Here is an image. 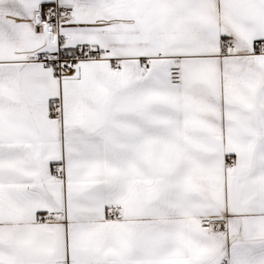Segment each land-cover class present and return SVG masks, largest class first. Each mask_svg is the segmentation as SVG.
Listing matches in <instances>:
<instances>
[{
  "label": "snow or ice",
  "instance_id": "1",
  "mask_svg": "<svg viewBox=\"0 0 264 264\" xmlns=\"http://www.w3.org/2000/svg\"><path fill=\"white\" fill-rule=\"evenodd\" d=\"M0 264H264V0H0Z\"/></svg>",
  "mask_w": 264,
  "mask_h": 264
}]
</instances>
